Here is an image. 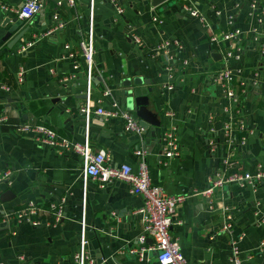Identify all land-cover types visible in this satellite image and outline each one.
Instances as JSON below:
<instances>
[{"label":"crops","instance_id":"obj_1","mask_svg":"<svg viewBox=\"0 0 264 264\" xmlns=\"http://www.w3.org/2000/svg\"><path fill=\"white\" fill-rule=\"evenodd\" d=\"M23 1L0 0V116L7 117L0 125V174L10 171L9 180L0 182V264H77L83 236L86 254L96 264H159L152 251L142 258L130 253L142 247L143 224L136 213L142 196L131 194L124 182L84 179L78 154L58 152L39 144L33 133L16 132L21 123L45 125L76 142L88 134L93 151L104 149L110 162L127 163L133 171L140 162L136 150H143L150 182L166 194L186 195L176 207L170 235L188 264H234L233 245L240 264H264V184L229 182L202 194L213 179L264 165V19L259 32H250L259 14L250 4L264 6V0H168L156 7L150 0H119L122 14L106 0H75L74 7L66 0H43L39 13L2 40ZM53 15L65 26L41 37L55 25ZM155 15L159 21H152ZM234 29L241 32L239 42L209 41ZM90 34L89 83L79 43ZM164 42L172 44L170 61L164 53L154 55ZM238 45L240 59L228 58L226 52ZM226 67L234 71L232 98L216 77ZM134 79L144 82L135 85ZM127 81L130 86L122 85ZM129 89L144 95L130 108L118 94ZM87 92L93 110L116 100L148 129L140 137L124 131L121 118L105 122L92 113L85 119L79 109ZM226 124L232 126L233 145L223 132ZM172 128L179 153L165 159L158 140ZM242 137L245 144L238 141ZM226 158L230 165L224 166ZM28 200L43 207L39 226L12 215ZM52 203L63 210L57 222L46 210ZM150 244L147 239L143 246Z\"/></svg>","mask_w":264,"mask_h":264},{"label":"built area","instance_id":"obj_2","mask_svg":"<svg viewBox=\"0 0 264 264\" xmlns=\"http://www.w3.org/2000/svg\"><path fill=\"white\" fill-rule=\"evenodd\" d=\"M116 9L118 14L124 12L123 8L119 5V0H106ZM67 5L70 7L75 6V0H66ZM93 4V0H91ZM62 3L60 1L56 2V5L60 6ZM91 4V5H92ZM43 0H24L22 5L15 9L17 17L21 20H29L35 14L39 13L43 8ZM253 10H258L259 14L256 19V24L251 28V34H256L258 31V26L262 24L264 19V6H261L259 3L252 2L250 4ZM7 10L6 7H3ZM190 14L194 17H199L198 12L193 9H187ZM216 15H219V12H215ZM53 20L55 25L51 30L41 33V37L47 36L52 31L61 30L65 25L63 22L58 20L57 15H53ZM91 20V17H90ZM200 20H203L200 18ZM152 21H159V18L155 15L152 16ZM230 22V21H229ZM256 37V36H255ZM241 39V32L238 29L229 30L222 33L221 37L217 38L215 35L209 38L211 43H221L229 42L234 43L239 42ZM134 42L141 44L140 37H134ZM34 41H29L26 44L22 45L21 51L26 50L30 47ZM175 46L179 47V43L174 41L172 43ZM171 43H160L154 48V55H160L164 53L167 55L168 60L172 59L171 56H168L169 49L172 46ZM80 51L83 57L85 58L87 71H88V82L90 83V71L91 66L93 65V54H94V45L92 41V36L87 40H81L79 43ZM226 49V46L224 47ZM243 47H236L235 51L230 50L227 53L228 58H233L236 60L240 59V52ZM260 53L264 54V44L260 46ZM72 56V54H70ZM153 57V56H152ZM186 63V61L184 62ZM168 71L169 79L172 78L171 71L172 66L168 65L166 67ZM240 71V70H239ZM237 71V72H239ZM217 79L226 85V94L229 98L234 97L233 93V81H234V71L229 67L223 68L217 74ZM21 80V77L19 78ZM66 80V79H65ZM256 85V81L253 82ZM243 85V84H242ZM7 89V88H6ZM168 89H173V85L169 84ZM109 90L105 89L103 96H108ZM93 102L89 98V93L87 92V99L81 105L79 111L88 119L90 114L94 113L99 116L102 121H109L112 118H121L124 121V131L136 133L140 137L144 134V128L133 118L128 112L124 111L119 102L113 100L109 108H104L103 106H98L93 110ZM7 117L5 115L0 116V125L6 122ZM14 130L18 133H33L36 135L35 139L41 145L49 146L51 148L57 149L58 152H69L78 154L81 158V171L84 179L88 177L97 179L102 184H111L113 182H124L128 185L129 192L133 195H141L143 198V204L136 211L140 215L141 221L143 224L142 234L138 238L140 249H131L130 253L138 254L140 258L143 257L144 251H152L156 255L157 262L159 264H188L184 255L181 252L180 245L176 238H172L170 235V227L173 221V215L175 214L176 207L181 203L186 195H169L166 194L160 187L153 185L150 182L148 170L144 160V151L136 150V154L140 156V162L138 164L137 171H133L131 166L127 163H112L109 161L108 153L104 149H98L93 151L89 143L88 134H86L83 142H76L69 140L65 137H60L56 134V131L45 125H30L27 123H21L14 127ZM176 129L172 128L167 131L161 137L162 149L161 155L162 158L169 159L178 155V139L175 133ZM223 132L228 138V141L231 145L235 142L233 139H230V134H232V126L226 124L223 128ZM237 141V139L235 140ZM240 144L246 143V137H242L238 140ZM223 165H230L228 158L224 159ZM10 171L5 170L0 174V182L2 180H9ZM245 182L249 185H258L264 184V165L257 164L254 167V170L249 172L245 171L242 174H231L226 176L218 177L213 179L211 185L202 192V194L209 196L214 187H221L224 183L229 182ZM193 195H196L197 192H193ZM48 210L51 213L52 220L56 222L62 216L63 210L62 207L57 204H49ZM43 211V207H40L35 201L28 200L24 206L18 210L12 212V215L15 216V219L18 221H24L29 223L32 226L41 225L40 213ZM147 239L151 240V244L147 247H144ZM86 244L87 241L81 238L80 248L75 254L74 258L77 264H96L94 260L89 258L86 254ZM232 261L234 264H240L238 258V251L236 246L232 247Z\"/></svg>","mask_w":264,"mask_h":264},{"label":"water","instance_id":"obj_3","mask_svg":"<svg viewBox=\"0 0 264 264\" xmlns=\"http://www.w3.org/2000/svg\"><path fill=\"white\" fill-rule=\"evenodd\" d=\"M168 0H150L149 1V4L152 6V7H156L164 2H166ZM13 24L12 26L8 29L7 33L4 35V37L2 38V40H6L8 39L12 33H14L22 24H23V21L20 20L18 17H14L13 20H12ZM28 27L21 30L20 32H18L11 40H10V47H12L13 45H15L22 37L23 35L25 34V32L27 31ZM133 84L137 85V84H142V82H144L143 80H138V79H134L133 81ZM131 82L130 81H127V82H122V85H125V86H130ZM152 91V88H149L148 89V92ZM122 98H124L128 108L134 106V99H135V103L139 100L142 101V97L144 96L143 94H141V91H139L138 89H129V90H122V91H119L118 93ZM139 124L144 128L145 132L146 130L148 129V124L147 123H144L143 120H139L138 121ZM152 133V137L155 136V133L154 131H151ZM159 143L161 142V137H159ZM63 216H65L63 214Z\"/></svg>","mask_w":264,"mask_h":264}]
</instances>
